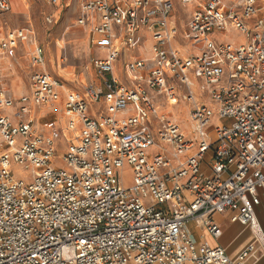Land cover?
<instances>
[{"label": "built area", "instance_id": "obj_1", "mask_svg": "<svg viewBox=\"0 0 264 264\" xmlns=\"http://www.w3.org/2000/svg\"><path fill=\"white\" fill-rule=\"evenodd\" d=\"M180 1L194 5L184 27L173 0H79L76 21L100 52L90 63L101 77L81 91L41 68L17 97L0 63V264H251L256 257L253 241L231 258L221 244L198 242L188 224L217 238L223 229L213 215L231 211L264 243L256 208L264 197V0ZM10 8L0 0V14ZM228 30L245 40L225 39ZM144 34L150 54L134 51ZM23 43L44 66L33 27L4 30L0 22V57L15 56ZM126 48L129 84L117 75ZM180 101L190 103V131L171 113ZM44 107L57 116L41 123ZM163 144L171 154L152 151ZM126 164L129 186L120 178Z\"/></svg>", "mask_w": 264, "mask_h": 264}, {"label": "rangeland", "instance_id": "obj_2", "mask_svg": "<svg viewBox=\"0 0 264 264\" xmlns=\"http://www.w3.org/2000/svg\"><path fill=\"white\" fill-rule=\"evenodd\" d=\"M11 8L9 11L0 14V22L4 30L10 27L32 26L37 35L38 42L44 48L45 65H35L31 57L32 45L23 43L13 57H0L1 74L3 81L8 85L12 93L17 97L30 91L32 74L35 71L45 68L51 74L59 77L65 85L74 91H81L85 85L93 82L100 83L101 77L96 69L91 66V56L93 53L100 54L99 51L92 48L88 40V32L84 26L77 24L79 14V0H59L54 3L52 0H10ZM175 5L173 18L184 23L191 14L194 5L183 4L180 0H173ZM254 19V18H253ZM227 40L242 42L246 37L235 30H228L223 36ZM179 38V37H178ZM141 46L134 49L138 54H150L151 39L144 34L140 38ZM187 49V48H186ZM131 49H124L117 61V75L121 81L130 83V77L124 72L122 66L128 59ZM202 95H206L202 89H199ZM189 102L180 101L171 113L186 131L192 129L189 119ZM163 108L168 110L166 101H163ZM169 111V110H168ZM51 108L39 111L41 114L40 122L47 121L57 116ZM124 115V114H121ZM39 116V115H38ZM217 121L214 117L213 123ZM2 137L0 134V142ZM62 145V144H61ZM167 150L171 154V148L166 144L152 148L153 152ZM210 154L206 156L208 162ZM57 162L60 164L59 160ZM16 175L30 177L31 171H25L20 165H14ZM120 178L124 184L129 186L133 182L131 166L126 164L120 170ZM221 220L224 228L229 227L230 220L227 216L217 214L215 216ZM217 240V239H216Z\"/></svg>", "mask_w": 264, "mask_h": 264}, {"label": "crops", "instance_id": "obj_3", "mask_svg": "<svg viewBox=\"0 0 264 264\" xmlns=\"http://www.w3.org/2000/svg\"><path fill=\"white\" fill-rule=\"evenodd\" d=\"M85 30L88 32L87 28H85ZM256 208L259 220L264 228V197ZM217 214L225 215L229 218V227L224 228L226 226H223L221 220L215 217ZM231 214V211H227L216 212L213 215L214 220L217 221L223 229L221 236L217 238L213 237V235L208 231V229H206V227L202 225H197L194 221L189 222L188 226L190 227L193 236L198 242L204 240L212 245L221 244L227 249V252L231 258H235L243 249H245L253 241L256 243L257 249L255 253L256 257L251 259V264H264V243L255 240L254 233L252 229H250V227H248L247 225H243L239 221L233 222L231 220Z\"/></svg>", "mask_w": 264, "mask_h": 264}, {"label": "bare ground", "instance_id": "obj_4", "mask_svg": "<svg viewBox=\"0 0 264 264\" xmlns=\"http://www.w3.org/2000/svg\"><path fill=\"white\" fill-rule=\"evenodd\" d=\"M47 109H48V107H44V108H43V111H45V110H47Z\"/></svg>", "mask_w": 264, "mask_h": 264}]
</instances>
